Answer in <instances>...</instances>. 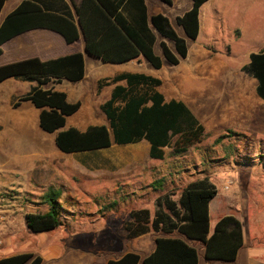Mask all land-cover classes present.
Masks as SVG:
<instances>
[{
	"label": "rangeland",
	"instance_id": "374dc122",
	"mask_svg": "<svg viewBox=\"0 0 264 264\" xmlns=\"http://www.w3.org/2000/svg\"><path fill=\"white\" fill-rule=\"evenodd\" d=\"M188 2L190 0H173L171 6L159 1L154 4L155 8L161 9L160 13L167 15L176 33L184 39L187 38L174 19ZM208 3L207 12L200 21L203 31L196 40L187 39L188 58L178 65L165 61L159 46L160 37L157 36L154 52L162 59L161 69H153L146 61H143V67L138 68L127 63L104 64L95 59L97 71L91 73L87 70L81 85L64 81L58 86L69 97L74 92L80 93L82 85H88V92L97 76H111L119 68L162 78L157 90L165 95L166 100L184 102L204 126L203 140L182 155H174L172 149L164 148L163 160L144 159L146 161L140 164L143 159H131L125 149L136 144L112 145L109 149L91 153L65 154L55 147V133H45L36 126L29 130L27 140L11 136L9 128L0 124V249L5 240H11L17 248L40 252L49 245L39 248L42 235L48 236V243L56 237L62 246V254L56 264H68L70 258L76 259L85 251L90 213L103 209L117 196L113 189L120 187L118 179L146 177L149 173L150 178L161 180L162 185L157 186L148 199L137 200L134 197L132 201L120 202V219L122 214L126 218L131 206L148 208L153 212L157 195L169 192L175 194L172 199L177 200L187 183L207 178L218 193L214 203L220 204L221 198H232L230 204L223 203L221 211H226L227 206L237 211L245 229L253 228L258 239L264 242V101L254 92L252 98L257 101L252 105L249 120L244 109L242 123H232L235 108L237 110L238 105L246 103L250 97L248 83L251 78L241 71V67L247 63L250 53L264 50V0H214L211 3L209 0ZM214 10L218 11L217 14ZM167 45L174 51L172 42L167 41ZM197 49H204L206 54L194 64ZM186 77L190 82L183 83L181 80ZM237 85L242 87L244 100L237 97ZM104 87L99 89L97 84L93 93L99 95ZM7 89L2 91L5 100L8 95L18 97L28 91L23 85ZM105 91L96 97L97 101L104 97ZM13 101L7 110L2 102L0 110L5 116L16 110L12 106ZM77 115L68 117L63 129L74 127L84 131L93 125L109 127L102 112L83 122L77 119ZM219 137L222 138L218 143ZM145 144L144 141L141 143L146 147ZM131 160L138 162L139 169L130 165ZM49 190L60 192L59 201L69 213L64 214L63 225L58 230L33 234L25 227L24 215L44 212L46 206L42 197Z\"/></svg>",
	"mask_w": 264,
	"mask_h": 264
},
{
	"label": "trees",
	"instance_id": "16d2710c",
	"mask_svg": "<svg viewBox=\"0 0 264 264\" xmlns=\"http://www.w3.org/2000/svg\"><path fill=\"white\" fill-rule=\"evenodd\" d=\"M7 0H0V11ZM73 4L77 22L69 17L44 11L33 0L22 1L0 24L1 46L8 40L35 29L59 34L67 44L84 38L85 53L107 64H122L142 58L153 69H160L162 59L155 54V32L172 42L174 51L161 41L159 46L165 61L173 66L187 57L186 39L177 35L168 18L162 14L147 16L143 0H79ZM172 4V0H161ZM192 7L176 18L185 37L196 40L199 35V11L208 0H191ZM241 71L256 80V95L264 101V50L250 53L249 62ZM85 75L81 53L42 61L28 58L0 65V83L9 79L35 82L36 87L20 97L13 107L30 102L40 110L38 126L48 134L55 133L54 144L65 154L91 153L112 145H129L145 140L149 144L151 160L164 159V148L182 155L200 143L205 128L190 109L177 100L165 101L157 90L158 78L143 73H122L98 82V88L115 85L110 98L100 106L109 122L88 126L84 131L74 127L63 129L66 119L74 115L81 103H69L63 92L43 88L62 80L76 83ZM125 82V86L117 85ZM223 137V136H222ZM216 142H221V138ZM161 186L162 181L155 182ZM217 190L207 178L186 184L178 199L169 192L159 196L151 217L148 209H132L126 223L127 238L133 239L150 230L161 232L151 254L141 256L127 253L118 261L107 264H198L199 252L190 243L204 245L207 260L231 263L243 244L242 224L233 215L221 217L213 231L209 230L208 204ZM60 192L49 190L42 197L46 210L27 213L25 225L33 234L50 232L63 225L65 212ZM173 235H177L173 237ZM181 235L185 237H179ZM187 239V240H186ZM42 258L33 253H20L0 259V264H41Z\"/></svg>",
	"mask_w": 264,
	"mask_h": 264
},
{
	"label": "crops",
	"instance_id": "0c3cea01",
	"mask_svg": "<svg viewBox=\"0 0 264 264\" xmlns=\"http://www.w3.org/2000/svg\"><path fill=\"white\" fill-rule=\"evenodd\" d=\"M22 1L24 0H7L4 3L0 11V24L2 23L4 18L9 13H11ZM33 1L37 3L44 11L66 16V17L71 18L75 22H77V17L75 15L74 7L70 0H33ZM143 1H144V5L146 8V13L148 17L152 15H156V14H162L167 17V15L160 13L161 9L154 7V4L156 1L164 3L163 1L161 0H143ZM208 1L204 3L200 8L199 25H200V21L202 19L203 14H206L207 12V6L209 4ZM212 1L214 0H210V3ZM74 3L76 4L79 3V0H74ZM151 3L153 4L152 6H151ZM172 3H173V0H172ZM166 5L171 6L172 4L170 5L166 4ZM191 7H192V1L190 0V2H188V4L186 5L185 9L181 12V14L175 17L174 19L175 23H176V18L183 15L188 10H190ZM217 9L219 10L220 8L217 7ZM217 12L218 11L214 10V14H217ZM201 31H203L202 27L199 29V33ZM241 34L243 35V30H241ZM155 35H156V40H155V44H156L157 36L159 35L156 32H155ZM161 41H164L167 44V41L160 37L159 44ZM1 49H2V54L0 56V65H4L7 63H12V62H16V61H20V60H24L28 58H39L40 60L45 61V60H50V59L66 56V55L81 53L84 56L85 75L82 80L76 83L69 82L74 85L76 84L81 85L80 82L86 78L87 70H89V72L91 73L96 72L98 65L95 62H93V60L95 59L99 60L85 53L84 38L82 35H80L78 41H76L75 43L67 44L59 34L53 31H50V30H45V29H35V30H31L23 34H20L8 40L7 42H5L1 46ZM205 54L206 53L204 49L203 50L197 49L195 53V58L193 61L194 64L200 62V60L205 56ZM249 55H248L247 63L249 62ZM187 58H188V53H187V57L184 60H186ZM87 59H92V60L87 62L88 61ZM143 61L144 60L142 58H139L137 60L129 61L126 63L131 64L133 66L136 65L138 68H141L143 67ZM104 64H107V63H104ZM122 64H125V63H122ZM114 65H119V64H114ZM122 70H123L122 68H119L117 69L116 72H114V74H112L111 76H107V77L97 76L94 85L93 83L91 84V89L89 88L88 92L86 91L88 88V85L86 87L82 85L81 88L79 89L81 90L80 93L77 94V92H74V95H71L70 97L67 95L65 90L58 89V86H61L65 80H62L59 84L49 83L47 86H43V88L52 89L58 92L65 93L66 100L69 103L80 102L81 106L75 114L77 115L78 113L79 116L77 115L78 116L77 119L80 122H83L84 120L93 119L92 117L93 115H96L102 112L100 110V106L110 98L111 92L115 86L113 84L106 85L102 89V91L99 93V95H96L93 93L94 88L97 87V84L101 79H111L114 76L122 74V73H139L140 72L136 70L131 71L133 69H129V71H122ZM190 70L193 71L194 68H190ZM250 78L251 80L248 83V86L250 87V97L246 100V103L238 105L237 110L235 108L234 120L232 121L233 124H236L239 121L240 123H242L241 121L243 120L242 111H244V109H246V114H245L246 118L247 120H249L250 114L251 112H253L251 109L253 108L252 105L256 104L257 99L256 98L253 99L252 97H253V93L255 92V87H256L257 82L252 77ZM159 80L161 81V84H162L163 79L160 78ZM181 81L183 83H187V82H190V79L189 77H186L185 79ZM2 85H5V86L2 87ZM14 85L26 86L28 91H26L24 95H26L30 91L31 87L37 86L35 82H27V81H23L20 79H14V78H9L1 82L0 83V106L2 102L3 104L5 103L6 110L9 107V104L12 102V100H14L13 101V104H14L20 97L24 96V95H21L18 97H14V96L11 97L10 95H8L6 100L2 97V93H3L2 91L4 89L6 90L9 87L12 88V86ZM117 85L125 86V82L123 81L119 82L117 83ZM252 88H254V91H252ZM235 89H236L237 97L240 98L241 100H244L245 97H244L243 90H241L242 87L237 85L235 86ZM104 90H106L105 91L106 94L104 95V97H102L101 100L97 101L96 97L104 93L103 92ZM160 93L163 95L164 100L166 102L169 100H172V99L166 100L165 95L162 92ZM255 95H256V92H255ZM238 98H237V102H239ZM174 100H177V99H174ZM7 113L9 114V112ZM39 113H40V110L36 109L30 102H22L16 108V110L8 116H5L0 110V124L2 125L5 124V126L9 128V132L11 136L25 137L28 140L30 136L29 130L33 128L35 129L36 126H38ZM143 141L146 143L145 144L146 147L141 145ZM135 144H136L135 147L128 146V145H120V146H128L125 149H127V151L129 152L131 159H139V157L142 158L143 161L140 162V164H143L144 161H146L144 159L155 161V160H151L149 157V153H148L149 144L145 140H142ZM163 152H164V149H163ZM137 164L138 162L136 161H133V160L130 161V165H136L137 169H139ZM142 174H144V171ZM149 174L146 177L145 176L143 177V175H141V176H136V177H128V176L120 177L118 179V181H120L118 184L120 187L113 189L114 194L117 196L113 198L110 203H108L107 205H104L103 209L99 208L90 213L91 219L86 227L87 236H86L85 251L82 254L78 255L79 257H77L76 259L70 258L68 261V264H107L109 261L120 260L127 253H136L141 256H145V255L151 254L154 251L155 240L161 236L160 235L161 232H154L150 230L146 234L139 235L133 239H128L127 230L125 229L126 223L130 220L129 218L130 210L148 209V208H142V207L136 208L134 206H131V209L127 212L126 214L127 216L125 219H124L125 215L122 214L121 219H120V214H118L120 202H129L130 200L132 201L134 197H135L134 199H137V200H143V198L148 199L151 197L153 193H155V188L158 186L155 184V182H157L158 180H154L150 178ZM142 195H145V196L143 197ZM158 197L159 196L157 195L155 197V200ZM217 197H218V193L208 204L210 233L213 231L216 222L221 217L225 215H233L236 218H238L242 224L243 244H242V247L239 249L235 259L231 263H226V262L217 261V260H207L204 256V245L197 241H190V243L199 252L198 264H264V242L258 239V237L255 234V230L253 228L250 230L245 229L246 227H245V224H243V221H242L243 219L238 216L237 211L230 210V206H227L228 209L226 211L224 212L221 211L225 203L230 204V201L232 198L230 197L221 198L222 202H220V204H217V203H214ZM153 213L154 211L153 212L150 211L151 217H153ZM24 223H25V220H24ZM61 227L62 226H60L59 228ZM59 228L53 231H50V232H54L58 230ZM44 233H47V232L37 233V234H44ZM175 236L177 235H173V237ZM178 236L185 239V237L181 235H178ZM47 241H48V236L42 235L41 240L38 245L39 248H41L43 245H46V244H49V245L40 252H34L35 250L33 249L26 250L25 247L17 248L12 244L11 240H5L3 248L0 249V259L15 255V254H20V253H33L34 255H37L42 258L41 264H56L57 259H59L62 254V246L60 244L61 240L57 242L56 237L55 238L53 237V241L50 240L49 243Z\"/></svg>",
	"mask_w": 264,
	"mask_h": 264
}]
</instances>
